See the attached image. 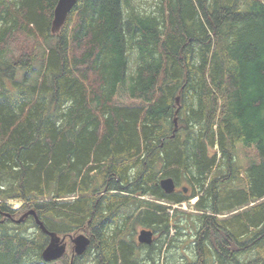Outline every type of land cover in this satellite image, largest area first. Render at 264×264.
<instances>
[{"label":"trees","instance_id":"obj_1","mask_svg":"<svg viewBox=\"0 0 264 264\" xmlns=\"http://www.w3.org/2000/svg\"><path fill=\"white\" fill-rule=\"evenodd\" d=\"M57 1L0 0V264H47L29 210L61 264H264V0H77L52 34Z\"/></svg>","mask_w":264,"mask_h":264},{"label":"water","instance_id":"obj_2","mask_svg":"<svg viewBox=\"0 0 264 264\" xmlns=\"http://www.w3.org/2000/svg\"><path fill=\"white\" fill-rule=\"evenodd\" d=\"M77 0H58L53 10V19L51 22L50 31L52 34H58L62 29L64 22L76 4ZM159 187L166 193L171 194L175 191V183L170 178L162 179L159 182ZM5 218H10L15 224H20L25 218L31 216L39 230L48 237V244L41 252V260L44 263H51L60 259L66 250L65 238L58 237L55 233L45 229L42 223L38 220L33 210H29L22 214L18 219L14 220L9 214H4ZM152 232L149 230H141L137 236V241L140 244L150 245L152 242ZM72 251L75 256H81L85 253L89 246V239L84 235H78L70 238Z\"/></svg>","mask_w":264,"mask_h":264},{"label":"rangeland","instance_id":"obj_3","mask_svg":"<svg viewBox=\"0 0 264 264\" xmlns=\"http://www.w3.org/2000/svg\"><path fill=\"white\" fill-rule=\"evenodd\" d=\"M131 1H132V3L136 4V0H131ZM142 1H145V0H142ZM146 1L149 2V0H146ZM140 7H145V6H144L143 4H141ZM130 67L132 68V67H133V64H131ZM118 102H119V103H122V104H126V103H127L126 99H125L123 96H121V97L119 98ZM241 157H242V160H243V161L247 160V158H244V157L242 156V154H241ZM188 193H189V192H188ZM145 199H147V198H145ZM196 201H197V200H196ZM196 201H195V199L185 201V205H186V207H183V208L186 210V212H191L192 214H193V213H196L195 210L193 209V205L196 203ZM8 206H9L11 209H19V208H21V204H20V203H16V202H9V203H8ZM173 206H174V208H176V209L181 208V204H180V206H179V205H177V206H176V205H173ZM173 206H172V207H173ZM42 225H43V224H42ZM141 229H142V228H140V226H138V225H136V226L134 227V230H133V237H132L131 240H132L133 243H135V244H137L136 237H137V235H138V233H139V231H140ZM137 246H138V244H137ZM139 246H140V245H139ZM143 253H144V251L141 253L140 257L143 256ZM69 255H71V252L69 253ZM80 260H81V263H82V264H91V263L88 261V259L80 258ZM53 264H61V262L58 261V262H55V263H53Z\"/></svg>","mask_w":264,"mask_h":264}]
</instances>
